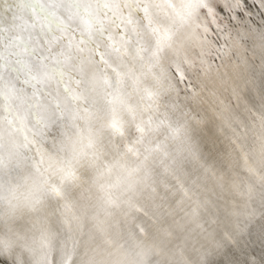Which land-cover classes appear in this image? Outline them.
<instances>
[{
    "label": "snow or ice",
    "instance_id": "1",
    "mask_svg": "<svg viewBox=\"0 0 264 264\" xmlns=\"http://www.w3.org/2000/svg\"><path fill=\"white\" fill-rule=\"evenodd\" d=\"M0 205L35 264H264V0H0Z\"/></svg>",
    "mask_w": 264,
    "mask_h": 264
},
{
    "label": "bare ground",
    "instance_id": "2",
    "mask_svg": "<svg viewBox=\"0 0 264 264\" xmlns=\"http://www.w3.org/2000/svg\"><path fill=\"white\" fill-rule=\"evenodd\" d=\"M45 0H41V3H44ZM57 14L61 15L60 10L57 9ZM11 15V14H10ZM37 20L42 19L39 14H36ZM80 20V16L76 13L72 14L71 17V23L73 24L74 28L78 27V23ZM30 22V21H29ZM64 33H61L63 35ZM70 35V34H69ZM33 45L36 47H39V42L36 40L32 41ZM63 46V42L60 40H57L55 43H51L50 47L55 53L57 50H59ZM34 67L35 71L37 72L38 75L43 77V67L42 64L39 60H34ZM86 71L88 73V76L91 80H96L98 81L95 84V92L90 94V99L89 102L92 103L93 100H99L100 97L103 95V91L108 88V87H118L120 86V78L117 77L116 73L109 68L106 72H97V66L95 64H89L86 68ZM9 81L11 83H15V81L12 79L11 76L8 77ZM54 91V90H52ZM14 175L16 174H22L21 169L17 168L15 169ZM6 179V178H5ZM6 205H0V236H7L9 233L13 234L14 238L15 237H21L23 242L20 243L19 245V240H17L16 247L19 248V264H35V256L33 252L31 251L32 245L30 241H28L25 237V234H29V225L25 226L24 229H20L15 223V218L18 216H22L21 212H16L17 216L15 215L16 213H9V210L6 208ZM3 211V212H2ZM23 221V220H22ZM20 224V223H18Z\"/></svg>",
    "mask_w": 264,
    "mask_h": 264
},
{
    "label": "water",
    "instance_id": "3",
    "mask_svg": "<svg viewBox=\"0 0 264 264\" xmlns=\"http://www.w3.org/2000/svg\"><path fill=\"white\" fill-rule=\"evenodd\" d=\"M6 208H7V207H6ZM6 208H5V209H6ZM18 211L21 212L22 216H20V217L17 216V213H16V212H18ZM2 212H3V211H2ZM16 212H15V213H16L15 215H16L17 217L15 218V223H17V225L20 226V227H19L20 229H24L25 226H28V225H29V219H28V217L23 213L22 210H17ZM22 220H23V221H22ZM0 223H1V222H0ZM18 223H20V224H18ZM28 231H29V230H28ZM16 234H17V233H16ZM16 234H15V235H16ZM15 235H14V236H15ZM25 235L27 236V234H25ZM21 239H23V238L20 237V238L18 239V240H19V245H20L21 242H23ZM17 245H18V244H17ZM20 246H21V245H20Z\"/></svg>",
    "mask_w": 264,
    "mask_h": 264
}]
</instances>
